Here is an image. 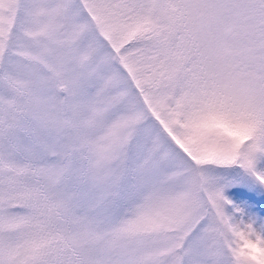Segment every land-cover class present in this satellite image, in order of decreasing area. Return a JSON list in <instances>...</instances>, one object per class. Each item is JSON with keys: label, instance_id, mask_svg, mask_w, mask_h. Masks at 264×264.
<instances>
[{"label": "snow or ice", "instance_id": "1", "mask_svg": "<svg viewBox=\"0 0 264 264\" xmlns=\"http://www.w3.org/2000/svg\"><path fill=\"white\" fill-rule=\"evenodd\" d=\"M0 264H264V0H0Z\"/></svg>", "mask_w": 264, "mask_h": 264}]
</instances>
